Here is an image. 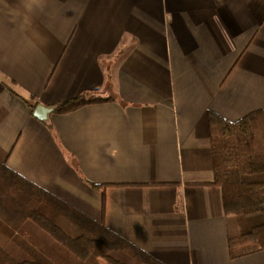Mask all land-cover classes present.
<instances>
[{
    "label": "crops",
    "instance_id": "1",
    "mask_svg": "<svg viewBox=\"0 0 264 264\" xmlns=\"http://www.w3.org/2000/svg\"><path fill=\"white\" fill-rule=\"evenodd\" d=\"M83 97L107 100L32 112ZM258 111L264 0H0V164L149 264H264L230 256L240 229L212 185L208 119ZM51 242L22 212L0 217L2 255Z\"/></svg>",
    "mask_w": 264,
    "mask_h": 264
},
{
    "label": "trees",
    "instance_id": "2",
    "mask_svg": "<svg viewBox=\"0 0 264 264\" xmlns=\"http://www.w3.org/2000/svg\"><path fill=\"white\" fill-rule=\"evenodd\" d=\"M106 100L83 97L55 108L58 114H64ZM208 119L214 170L212 185L221 188L225 214L235 218L240 229L238 235L229 237L230 256L236 259L264 251V112L251 113L235 122L209 112ZM16 211L48 235L51 246L24 260L0 254V264L152 262L147 253L0 164V217L12 218Z\"/></svg>",
    "mask_w": 264,
    "mask_h": 264
},
{
    "label": "water",
    "instance_id": "3",
    "mask_svg": "<svg viewBox=\"0 0 264 264\" xmlns=\"http://www.w3.org/2000/svg\"><path fill=\"white\" fill-rule=\"evenodd\" d=\"M55 107H47L44 105H38L34 110V117L42 122H47L50 118L51 113L55 112Z\"/></svg>",
    "mask_w": 264,
    "mask_h": 264
}]
</instances>
